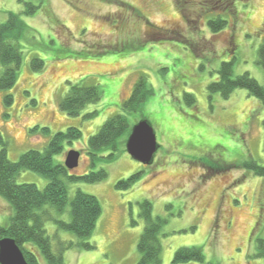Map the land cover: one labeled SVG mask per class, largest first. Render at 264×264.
I'll use <instances>...</instances> for the list:
<instances>
[{"label":"rangeland","instance_id":"374dc122","mask_svg":"<svg viewBox=\"0 0 264 264\" xmlns=\"http://www.w3.org/2000/svg\"><path fill=\"white\" fill-rule=\"evenodd\" d=\"M25 2L38 6L34 15L23 14L25 4L19 0H0V24L16 13L28 26L20 40H12L23 52L18 81L0 92V133L8 157L18 162L31 150L44 152L57 133L76 127L82 137L66 144L54 160L63 162L75 149L81 159L74 174L108 173L103 182L69 184L70 201L81 190L98 198L102 214L88 239L96 249L74 247L64 253L65 263L137 264L144 230L140 202L149 200L154 216L167 220L161 237L164 264H175V252L189 247L202 248L209 262L264 264L257 256V241L264 238V178L245 167L251 161L264 165V106L244 89L228 99L208 90L218 82L223 63H233V76L249 73L264 85L258 64L264 0H236L231 12L223 13L212 0ZM219 15L228 26L213 33L208 21ZM35 57L45 62L43 70L33 69ZM2 71L0 65V75ZM140 77L152 95L139 111L124 112L122 103ZM74 84L96 85L103 94L79 117L58 107ZM8 95L13 96L11 105ZM115 114L126 115L132 127L143 119L153 125L160 145L154 164L146 166L121 153L112 163L90 166L88 141ZM136 173L141 175L134 186L116 187ZM17 183L44 190L49 181L24 171ZM45 208L61 220L71 219L70 204L64 214ZM12 216L14 209L0 196V224L8 225ZM46 228L55 252L59 240L80 242L65 231L56 238L53 221ZM39 262L47 264L43 255Z\"/></svg>","mask_w":264,"mask_h":264},{"label":"trees","instance_id":"16d2710c","mask_svg":"<svg viewBox=\"0 0 264 264\" xmlns=\"http://www.w3.org/2000/svg\"><path fill=\"white\" fill-rule=\"evenodd\" d=\"M236 0H212L214 8H220L222 13L231 12V6ZM247 1V0H243ZM23 14L34 15L38 6L25 0ZM219 13V11H218ZM227 18L221 15L208 21V27L213 33H219L227 28ZM28 26L21 16L10 13L8 21L0 24V65L3 71L0 75V92L12 89L19 78V70L23 61V52L12 44V40H20ZM258 64L264 70V43L259 49ZM33 69L41 71L45 62L35 57L32 59ZM233 63H223L219 71L218 82L208 86L211 93H220L224 99L238 90H246L264 106V85L260 84L249 73L233 76ZM102 92L96 85L74 84L69 93L59 101L58 107L70 117H79L82 111L91 104H97L102 99ZM152 95L145 78L140 77L134 85L130 98L122 103L124 112H137ZM190 97V96H187ZM7 104L13 103V96H6ZM190 104L195 103L193 96L188 99ZM97 113L88 114L92 117ZM264 127V123H263ZM36 127L33 131H36ZM48 132V128H43ZM132 131V126L124 114H115L100 128L97 134L90 137L87 144V153L90 166L98 162L112 163L121 153H126V142ZM82 137L80 128L70 127L66 132L57 133L46 145L44 152L31 150L23 154L18 162H12L8 157L7 144L0 133V196L7 200L14 209L8 225L0 224V240L6 237L13 238L23 251L28 264H40L39 255H43L47 264H66L64 253L74 247L92 251L96 249L94 243L88 239L94 234L102 214V205L97 197L78 190L74 199L69 198V184L79 182L99 183L107 179L105 169L86 174H74L69 171L64 162H56L54 158L64 153V146L72 144ZM107 153V154H106ZM245 167L258 177L264 178V165L255 161L245 164ZM24 171H32L45 177L49 183L44 190L35 184H18L17 178ZM141 173H136L128 179L117 182L120 190H128L137 183ZM139 182V181H138ZM70 204V221L55 217L51 210L45 207L50 205L58 213L67 212ZM139 216L144 222V230L138 243L141 258L137 264H164L162 231L167 220L155 217L153 205L149 200L140 202ZM53 221L57 226L56 238L59 231L73 233L80 242L58 241V251L53 248L52 237L48 234L46 223ZM195 229V228H194ZM257 256L264 259V238L257 241ZM175 264L196 262L198 264H218L207 261L202 248H179L173 259Z\"/></svg>","mask_w":264,"mask_h":264},{"label":"water","instance_id":"95a60500","mask_svg":"<svg viewBox=\"0 0 264 264\" xmlns=\"http://www.w3.org/2000/svg\"><path fill=\"white\" fill-rule=\"evenodd\" d=\"M160 145L153 125L146 119L136 124L126 143L127 153L139 163L151 166ZM81 152L71 150L66 155L65 167L73 171L80 165ZM0 264H28L23 251L13 238L0 240Z\"/></svg>","mask_w":264,"mask_h":264},{"label":"bare ground","instance_id":"6f19581e","mask_svg":"<svg viewBox=\"0 0 264 264\" xmlns=\"http://www.w3.org/2000/svg\"><path fill=\"white\" fill-rule=\"evenodd\" d=\"M223 181H224V180H221L220 182L223 183ZM220 182L217 181V182H216V185H218V184L220 185Z\"/></svg>","mask_w":264,"mask_h":264}]
</instances>
